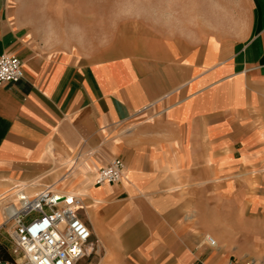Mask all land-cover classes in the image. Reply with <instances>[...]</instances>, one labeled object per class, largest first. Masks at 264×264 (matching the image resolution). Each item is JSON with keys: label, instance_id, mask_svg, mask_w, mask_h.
Segmentation results:
<instances>
[{"label": "crops", "instance_id": "1", "mask_svg": "<svg viewBox=\"0 0 264 264\" xmlns=\"http://www.w3.org/2000/svg\"><path fill=\"white\" fill-rule=\"evenodd\" d=\"M245 4L229 40L186 29L82 64L42 48L0 0V56L22 65L0 86V260H14L17 193L74 175L60 194L90 185L80 208L96 240L78 264H264V0ZM114 159L122 181L94 186Z\"/></svg>", "mask_w": 264, "mask_h": 264}, {"label": "rangeland", "instance_id": "2", "mask_svg": "<svg viewBox=\"0 0 264 264\" xmlns=\"http://www.w3.org/2000/svg\"><path fill=\"white\" fill-rule=\"evenodd\" d=\"M13 5L17 17L42 48L82 64L134 57L148 39L156 38L168 45L171 36L176 38L186 29L199 38L229 40L246 21L245 0H13ZM69 176L54 185L53 191L66 192L74 180V175ZM94 179L90 182L96 186ZM87 184L74 190L83 200L80 206L88 205ZM78 216L88 223L84 211L78 210ZM0 235H8L5 228ZM92 242H96L94 237ZM249 259L262 261L251 256L243 258ZM14 260L22 262L20 256Z\"/></svg>", "mask_w": 264, "mask_h": 264}, {"label": "built area", "instance_id": "3", "mask_svg": "<svg viewBox=\"0 0 264 264\" xmlns=\"http://www.w3.org/2000/svg\"><path fill=\"white\" fill-rule=\"evenodd\" d=\"M21 78V62L11 54L1 55L0 86L16 84ZM123 173V163L111 160L96 173L94 184H118ZM16 203V208H8L6 222L14 226L10 235L11 253L14 257L20 256L22 262L0 260V264H78L95 250L91 230L78 216V198H66L46 188L30 199L19 192ZM32 215L31 221L24 224ZM206 242L209 247L215 246L210 237H206ZM243 264L263 263L249 259Z\"/></svg>", "mask_w": 264, "mask_h": 264}, {"label": "bare ground", "instance_id": "4", "mask_svg": "<svg viewBox=\"0 0 264 264\" xmlns=\"http://www.w3.org/2000/svg\"><path fill=\"white\" fill-rule=\"evenodd\" d=\"M67 186H70V185H67ZM76 187H77V186H76ZM75 189H76V188H72L71 191H70L69 193H71V194L75 193V192H74ZM61 195H62V194H61ZM63 196L66 197V198H71L70 196H68V195H66V194L63 195ZM82 209H83V207H82V208H79V210H82ZM205 239H206V238H205Z\"/></svg>", "mask_w": 264, "mask_h": 264}]
</instances>
